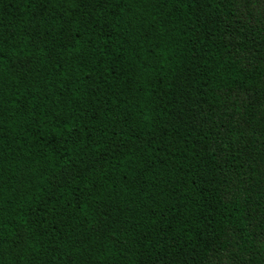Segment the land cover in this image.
Listing matches in <instances>:
<instances>
[{
	"label": "trees",
	"instance_id": "obj_1",
	"mask_svg": "<svg viewBox=\"0 0 264 264\" xmlns=\"http://www.w3.org/2000/svg\"><path fill=\"white\" fill-rule=\"evenodd\" d=\"M0 264H264V0H0Z\"/></svg>",
	"mask_w": 264,
	"mask_h": 264
}]
</instances>
